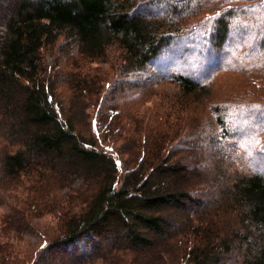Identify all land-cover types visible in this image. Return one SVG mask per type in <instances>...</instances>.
Returning a JSON list of instances; mask_svg holds the SVG:
<instances>
[{
    "label": "trees",
    "instance_id": "16d2710c",
    "mask_svg": "<svg viewBox=\"0 0 264 264\" xmlns=\"http://www.w3.org/2000/svg\"><path fill=\"white\" fill-rule=\"evenodd\" d=\"M229 57L264 0H0V264H264V171L195 113Z\"/></svg>",
    "mask_w": 264,
    "mask_h": 264
},
{
    "label": "rangeland",
    "instance_id": "374dc122",
    "mask_svg": "<svg viewBox=\"0 0 264 264\" xmlns=\"http://www.w3.org/2000/svg\"><path fill=\"white\" fill-rule=\"evenodd\" d=\"M229 53L236 58L238 51L231 47ZM55 55L48 50L45 52L49 62L54 60ZM180 56L171 49L164 52L165 60L169 62L175 61L176 58L180 60ZM231 61L230 57L225 59L212 71L211 101L199 103L195 113L206 120L211 117V104L227 107L230 126L244 132L235 139L232 158L264 171V68L236 63V59ZM163 65L167 66V63ZM176 65H170L171 70H174ZM153 70L158 71L157 68ZM161 71L164 72L162 69ZM167 84L159 85L157 90L168 91L170 87ZM6 210V206L0 207V214Z\"/></svg>",
    "mask_w": 264,
    "mask_h": 264
}]
</instances>
